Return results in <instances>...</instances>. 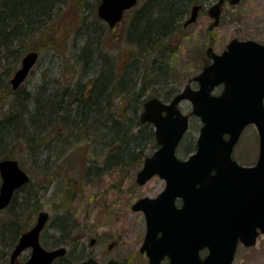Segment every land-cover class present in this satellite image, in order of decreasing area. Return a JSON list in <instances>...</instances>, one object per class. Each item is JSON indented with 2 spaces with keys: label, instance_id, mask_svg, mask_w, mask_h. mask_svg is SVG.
I'll use <instances>...</instances> for the list:
<instances>
[{
  "label": "trees",
  "instance_id": "16d2710c",
  "mask_svg": "<svg viewBox=\"0 0 264 264\" xmlns=\"http://www.w3.org/2000/svg\"><path fill=\"white\" fill-rule=\"evenodd\" d=\"M87 1L78 0L75 6L79 23L73 33L57 39L54 26L64 10H72L74 0H0V96L6 104L0 118V160L16 159L24 147L34 162L44 159L41 176L73 157L82 159L90 174L92 169L137 170L157 148L152 125L140 122L142 105L149 97L167 101L178 93L171 88L162 97L155 83L172 68V37L183 31L191 8L207 0H139L123 28L129 45L123 64L105 46L111 31L96 16L99 0ZM43 49L67 50L65 55L55 52L47 62L44 74H54L50 84L12 90L9 79L22 55ZM184 150L185 155L195 150V138ZM32 177L2 211L7 217L0 221V264H7L18 237L39 213L37 193L28 190ZM65 238L46 247L62 245L70 233Z\"/></svg>",
  "mask_w": 264,
  "mask_h": 264
},
{
  "label": "water",
  "instance_id": "95a60500",
  "mask_svg": "<svg viewBox=\"0 0 264 264\" xmlns=\"http://www.w3.org/2000/svg\"><path fill=\"white\" fill-rule=\"evenodd\" d=\"M136 2L101 0L97 16L112 28ZM222 2L219 0L208 9L213 18L211 28L218 25ZM238 2L229 0L231 4ZM198 9L195 6L191 10L184 27L196 21ZM207 54L211 63L191 80L198 84L197 89L186 85L167 103L157 97L149 98L139 117L141 123L152 124L158 149L144 159L136 183L143 185L157 175L166 184L156 198H141L131 207L145 215L147 233L141 250L147 252L150 264L159 263L154 250L158 232H163L160 240H164V246L176 250L177 255L181 252V238L188 236L198 238V248L201 245L210 250L206 261L186 260L187 264H231L238 241L251 246L259 234H264V45L232 39L220 55L214 54L210 47ZM38 58L36 51L23 56L10 79L12 90L22 85ZM222 84L219 95L211 93ZM183 100L192 105L190 113L200 119L202 126L196 151L179 160L176 148L188 130L190 117L178 106ZM247 124L257 129L260 151L254 166L242 167L231 159V152ZM225 134L227 139L223 137ZM0 180V210H3L15 190L29 179L17 160L3 159ZM176 198L182 200L181 209L174 206ZM47 220L48 213L40 211L34 226L19 237L8 264H16L18 255L29 248L31 254L24 264H51L63 256L65 247L47 251L39 244V233ZM173 238L177 240L176 248ZM84 264L97 263L89 260Z\"/></svg>",
  "mask_w": 264,
  "mask_h": 264
},
{
  "label": "rangeland",
  "instance_id": "374dc122",
  "mask_svg": "<svg viewBox=\"0 0 264 264\" xmlns=\"http://www.w3.org/2000/svg\"><path fill=\"white\" fill-rule=\"evenodd\" d=\"M93 1L89 0L90 3ZM77 2L78 0H74V3L69 5L72 10H64L62 18L54 26L57 39L71 35L78 25L79 14L75 10V6L78 7ZM209 6L210 4L198 14L194 24L172 37L169 43L174 50L172 68L165 77H161L157 80L158 83H155V89L162 97L171 88L179 91L190 78L199 73L203 64L208 62L205 51L209 45L217 54L221 53L233 38L241 41L252 40L264 45V0H240L237 5H225L222 8L219 27L212 30H209L212 20L207 15ZM127 22L128 16L120 26L111 30L109 38L108 36L105 38L107 50L116 57L119 64L126 62L129 55V45L123 36V28ZM65 51L43 49L42 52H38L39 63L24 83L25 88L31 90L33 87L42 85L43 82L49 85L50 76L54 74L49 72L44 74L46 64L54 58L55 52L63 55ZM60 58L64 59V56ZM17 67L15 66L16 69ZM193 87L195 88L196 85L194 84ZM219 91L220 88L214 92ZM149 94L150 91L146 93V96ZM179 106L184 114H189L192 109L188 101H181ZM5 108L6 104L0 96V118ZM200 125L197 117H190V129L177 152L179 159L186 157L183 154L184 147L192 138L196 139ZM240 136L233 158L244 166L252 165L256 162L258 154V136L255 127L248 125ZM25 151L22 147L14 156L21 162V168L27 171L29 176H33L32 185H29L28 190L37 193L39 210L49 213L45 235L40 238L42 245L51 246L50 243L54 239H66L65 237L70 233L69 239L86 236L85 242H87L89 238H96L103 247L115 242V246L111 248L112 251L118 252L125 249V251L137 253L140 238L146 229L142 215L132 211L130 206L141 197H156L165 186L162 179L155 176L144 185H137L135 179L139 169H132V167L126 170H104V172L100 170L95 172L92 169V173L87 174L86 165L83 162L80 164L82 159L78 160L75 157L71 158L69 163L63 162L59 167L52 166L54 173L41 176V165L44 159L39 156L34 162L32 155ZM78 168L79 173L71 174V170ZM72 193L74 196H71ZM4 217H7L6 213L1 212L0 221L5 219ZM59 217L60 220H58ZM56 222L60 223L59 225L62 223L57 231L54 229ZM75 222L81 226H74ZM100 250L104 254L108 251L107 248L102 247H99ZM28 254L29 251L23 252L19 256V261L25 260ZM130 258L132 260L133 256ZM234 259L233 264H264V234L260 235L251 248L240 245Z\"/></svg>",
  "mask_w": 264,
  "mask_h": 264
},
{
  "label": "flooded vegetation",
  "instance_id": "af4514ba",
  "mask_svg": "<svg viewBox=\"0 0 264 264\" xmlns=\"http://www.w3.org/2000/svg\"><path fill=\"white\" fill-rule=\"evenodd\" d=\"M218 1L219 0H207L206 1L207 3L205 2V3L199 4L200 5L199 13L203 11V9L208 4H210L211 6V5H214ZM227 4L230 5L229 0H223V2L221 3V14H222V8ZM188 26L182 27V29L185 30ZM209 30H212V29H210L209 27ZM207 50L205 51V55H208ZM174 204L177 208L182 207L181 201L178 199L175 200ZM136 213L138 214L140 213L142 215V218L144 219V223H145L144 213L142 211H139ZM78 224L75 222V225L74 224L73 225L76 227H80L81 224L79 225ZM162 234L163 232L156 233L155 241H154L155 243L154 250L159 256L158 264H187L186 260L195 259L199 262L200 261L204 262L207 260V257L209 255V249L206 246H201V245L198 248L197 246L199 242L196 236L195 237L188 236V237H184L183 239L181 238V241H180L181 252L180 254L177 255L175 253L176 250L173 251L172 249L170 250L164 246V240L162 241L160 240L162 238ZM145 236H146V232H144L143 236L140 238V243L138 245V248L136 249L137 253L135 254L130 252V250L125 251V249H121L118 252L112 251L111 248L115 246V242H111L107 244L106 247L105 245L103 247L101 246V243L98 242V239L96 238H89L87 239V242H85L86 241L85 239L87 238L86 236L84 237L82 236L81 238H78V237L73 238L67 241L65 240L63 244L61 245L65 247V253L63 254L62 257H58L54 259L51 264H84L85 262L89 260L97 264H108V263H112V264L113 263L114 264H150L149 263L150 261L146 255V252L141 250V246L144 244ZM176 241H177L176 239H174L173 241L174 248H176ZM239 246H240L239 244L236 246L237 248L236 252ZM99 247L107 248L108 251H106V254H104L102 250L99 251ZM167 250L169 252L168 254L165 253ZM132 256H133V259L131 260L130 257ZM25 260H21L19 262L22 263Z\"/></svg>",
  "mask_w": 264,
  "mask_h": 264
}]
</instances>
